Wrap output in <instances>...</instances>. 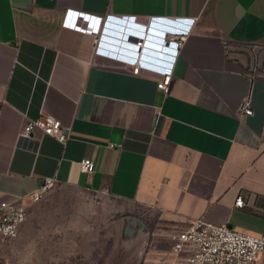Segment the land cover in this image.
I'll use <instances>...</instances> for the list:
<instances>
[{
    "label": "crops",
    "instance_id": "0c3cea01",
    "mask_svg": "<svg viewBox=\"0 0 264 264\" xmlns=\"http://www.w3.org/2000/svg\"><path fill=\"white\" fill-rule=\"evenodd\" d=\"M109 17L191 20L169 93L161 74L96 54L88 23ZM248 43L264 44V0H0V205L27 207L51 178L264 234V74L250 78ZM46 115L70 129L67 143L40 130L19 143Z\"/></svg>",
    "mask_w": 264,
    "mask_h": 264
},
{
    "label": "rangeland",
    "instance_id": "374dc122",
    "mask_svg": "<svg viewBox=\"0 0 264 264\" xmlns=\"http://www.w3.org/2000/svg\"><path fill=\"white\" fill-rule=\"evenodd\" d=\"M28 207L2 264H164L177 218L107 195L55 186Z\"/></svg>",
    "mask_w": 264,
    "mask_h": 264
},
{
    "label": "built area",
    "instance_id": "2783aa9c",
    "mask_svg": "<svg viewBox=\"0 0 264 264\" xmlns=\"http://www.w3.org/2000/svg\"><path fill=\"white\" fill-rule=\"evenodd\" d=\"M110 18L106 21L95 18L88 23L87 32L94 35L96 54L129 65L135 75H139L143 70L161 74L164 80L158 84V87L169 93L170 74L179 49L189 33L191 20L163 21L152 18L147 24H142L136 22L134 18V24L143 25L148 29L153 28L163 35L156 37L160 40L158 50L160 58L155 59L156 61H148L144 58L145 50L149 49L145 39L147 31L144 32V37L133 35L131 40L124 41L126 46L116 45L109 41L106 31L107 25L111 23ZM133 30L141 32L138 29ZM238 50L251 57L250 78L255 79L264 74V44H242L239 45ZM242 111L246 116L254 114L249 100L244 102ZM37 130L42 131L46 136L56 138L61 144H66L69 139L70 129L64 127L58 119L46 115L25 124L19 135V143L35 141L32 136ZM81 170L87 174L94 173V162L84 159L81 162ZM55 186L54 179H45L40 190L28 197V201H38ZM236 206H244L242 197L237 199ZM27 220L28 209L23 199L0 205V239L18 238ZM164 264H264V234L242 232L227 224L209 222L205 218L180 219L177 220V226L172 234L171 247Z\"/></svg>",
    "mask_w": 264,
    "mask_h": 264
},
{
    "label": "water",
    "instance_id": "95a60500",
    "mask_svg": "<svg viewBox=\"0 0 264 264\" xmlns=\"http://www.w3.org/2000/svg\"><path fill=\"white\" fill-rule=\"evenodd\" d=\"M134 18H110V22L107 25V34L109 35V41L116 45L127 44L124 41L132 39L133 35H138V37H144V32L147 31L145 35L146 46L149 48L145 50L144 58L148 61H156L155 59L160 58L158 50L160 49V40L156 38L157 36H163L162 33L155 31L153 28L148 29L143 25L134 24ZM165 21V20H163ZM171 23V22H170ZM133 29H138L141 32H134Z\"/></svg>",
    "mask_w": 264,
    "mask_h": 264
}]
</instances>
